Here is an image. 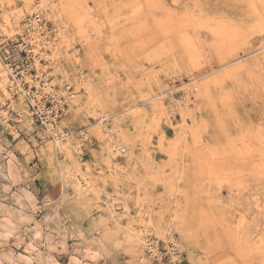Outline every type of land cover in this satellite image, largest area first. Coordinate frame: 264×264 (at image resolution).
Listing matches in <instances>:
<instances>
[{"label":"rangeland","instance_id":"rangeland-1","mask_svg":"<svg viewBox=\"0 0 264 264\" xmlns=\"http://www.w3.org/2000/svg\"><path fill=\"white\" fill-rule=\"evenodd\" d=\"M50 5L57 20L0 0L18 132L0 116V264H264V0ZM38 16L52 47L73 43L48 62L57 109L22 80Z\"/></svg>","mask_w":264,"mask_h":264},{"label":"bare ground","instance_id":"bare-ground-1","mask_svg":"<svg viewBox=\"0 0 264 264\" xmlns=\"http://www.w3.org/2000/svg\"><path fill=\"white\" fill-rule=\"evenodd\" d=\"M24 5H25L26 9L28 10V12L32 8L37 9V10L39 9V11L41 10L42 12H45L47 15L49 14V18H51L53 20H57L61 16V14H60L59 10L57 9V7H53V6L50 5V0H24ZM26 22L28 24L26 26L24 25L25 28L26 29H30L29 30V36H28L29 39H27L28 40V46L32 49V50H30V53H32V57H33V60H34L33 64H34L35 70L37 71V75L35 77L34 76L32 77L30 75L29 71L27 70V73L23 72V79L22 80L25 82L24 84H28L29 86H31L34 83V81H32V78H37V79L42 78L43 81H44V84L40 85L37 82V92L35 93V98H36V100L39 101V103L41 102V104H42V103H44L43 102L44 95H46V97L47 96H51L53 98V100H54L53 101L54 102V107L53 108L57 109L56 103H60V99H59L60 96H59L58 93H56V91L52 87V85H54V82L53 81L48 82L47 80H45V77H46L45 75L47 74V69H48L49 64H50V63L48 64V62L51 61V60L55 61L56 50L60 49L61 47H65L66 49H69L73 45V43L70 42V40L68 39V36H66L64 33H62L61 34V38H62V42H64V44H62V42H57V40H56V47L54 48V47H52V45H53L52 42H50L48 40V33L46 32V29H47L46 25L47 24L44 22V20H42L38 16V17H36V19L27 20ZM8 25H10V21H7V26ZM60 30L63 31V27H60ZM47 45H49V46H47ZM19 47L22 48L23 45L20 44ZM49 49L51 51V54H49V52H48ZM4 50H5V48H4ZM76 50L78 51V49H76ZM76 50L74 49L73 51H76ZM42 61L44 63H42ZM9 74H13V71H11L10 68H8V70H5L0 75V88L3 87L4 84L9 80ZM14 78H16V77L14 76ZM19 85H20V89L19 90L23 91V88L21 87L23 84L19 83ZM84 86H85V84H84ZM24 93H26V91ZM90 96H91V94H90ZM70 100L75 105H77V106L79 105V100H78L77 97L71 95ZM0 116L2 118V123L5 126H7V128L9 127L11 129L13 135L15 137H17L18 136V132L16 131V129H14L12 126H10L8 124L9 116L7 115V113L6 112H1ZM104 117L105 116H101V119H102L101 122H100L101 124L104 121L107 120V119H104ZM49 126L51 127L53 125L51 123H49ZM103 126L106 128V126L104 124H103ZM63 145L64 144L58 143L57 147L60 148L62 151H64V146ZM109 147H110V150H111V155H113V156H115V155H117L119 153H122V151L120 149H118L116 147V145L113 142H111L110 139H109ZM73 150L76 151V152H79V153L83 151L80 145L73 146ZM60 167H62V166H60ZM60 169H61L62 177L64 178V176H65L64 168L63 169L60 168ZM86 182H87V185H88L87 189L91 190V186H90L89 182L88 181H86ZM128 231L132 234L131 235L132 238H135L137 241L145 242V240L143 238L144 235H146L145 232L136 231V230H134L132 228H128ZM166 240L171 241L176 246L178 245L173 240V236L172 235L170 237L164 239V241H166ZM157 245H158V243L154 242L152 247H151V249H153L154 253L157 252ZM158 256H159V254H158Z\"/></svg>","mask_w":264,"mask_h":264}]
</instances>
